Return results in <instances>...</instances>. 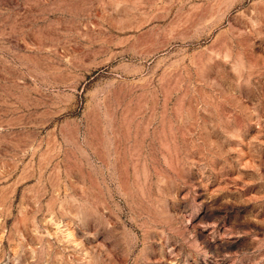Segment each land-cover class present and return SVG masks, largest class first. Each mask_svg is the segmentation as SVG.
I'll use <instances>...</instances> for the list:
<instances>
[{"label": "rangeland", "instance_id": "374dc122", "mask_svg": "<svg viewBox=\"0 0 264 264\" xmlns=\"http://www.w3.org/2000/svg\"><path fill=\"white\" fill-rule=\"evenodd\" d=\"M0 264H264V0H0Z\"/></svg>", "mask_w": 264, "mask_h": 264}]
</instances>
